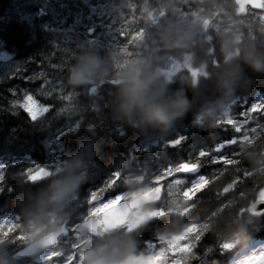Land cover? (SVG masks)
<instances>
[{
	"label": "clouds",
	"instance_id": "1",
	"mask_svg": "<svg viewBox=\"0 0 264 264\" xmlns=\"http://www.w3.org/2000/svg\"><path fill=\"white\" fill-rule=\"evenodd\" d=\"M237 7V0H106L117 29L125 36L141 29L143 34L131 43L88 41L72 51L62 88L71 96L86 94V103L68 113L80 118L78 126L84 121L81 138L39 181L14 175V228L8 235L0 232V264H57L51 258L68 251L65 228L81 221L87 186L113 173H120L122 202L102 215L116 220L94 232L85 226L72 233L74 264H194L211 250L194 251L191 245L196 234L205 233L226 250L247 252L248 229L264 203V130L236 143L238 157L231 165L247 177L239 195L231 191L233 178L232 187H223L226 195L207 209L195 195L168 190L162 198L161 188L146 199L151 173L129 171L122 158L105 161L100 155L106 140L127 133L146 148L162 149L188 115L192 127L210 135L224 124L235 102L264 78V23L255 19L260 13L240 16ZM241 264H264V251Z\"/></svg>",
	"mask_w": 264,
	"mask_h": 264
},
{
	"label": "trees",
	"instance_id": "2",
	"mask_svg": "<svg viewBox=\"0 0 264 264\" xmlns=\"http://www.w3.org/2000/svg\"><path fill=\"white\" fill-rule=\"evenodd\" d=\"M9 0H0V72L3 71L4 61L18 59L23 61L24 68L17 70L0 80V160L6 168L4 169L5 183L7 186L14 185V175L17 172H24V163L17 161L24 160V155H28L29 160L38 163L49 164L64 154L74 151L82 133L84 121L77 125L79 117L69 116L68 113L78 105L86 103V94L78 90L70 100L62 101L44 100L37 96V89L40 87L39 79H31L28 73L34 75L39 73H58L64 75L66 65L70 62L71 53L77 47L59 39L55 33L46 28L44 22L39 18H33V22L21 21L15 14L3 12ZM9 6V5H8ZM36 17V16H35ZM56 65L57 67H54ZM62 74V75H61ZM254 91H261L264 95V78H257ZM65 95H69V90L64 89ZM32 95L33 100L41 106L48 107L43 115L36 120L30 119V113L24 109L23 105L29 103L25 97ZM64 108L65 112L60 113L59 109ZM255 119L248 120L246 125L255 126L257 133L262 130L257 125H264V117L257 113H250ZM244 121L245 117L236 114V120ZM191 115L178 125L177 135L186 136V140L181 144L171 147L168 144L162 149L146 148L139 146V139L131 133H127L121 138H109L101 145L100 155L105 161L115 158H122L127 169L132 172L147 170L151 173V179L158 172L168 166H176L182 162H193L201 151H212L213 147L227 139L238 135L235 130L227 125L222 126L213 134L203 130H198L190 125ZM74 131H70V129ZM118 135V133H115ZM110 137L113 133H107ZM222 154L229 155L230 158L238 157L237 145L229 147ZM201 173L206 177L215 178L212 182L196 193L193 199L200 198L202 209L211 208L218 203L217 197L226 195L223 187H227L233 178L237 179V185L231 191L239 195L240 182L247 177L243 173H235L233 165L218 163L212 165L208 158H201ZM107 176H99L93 183L87 186L89 190H95L103 186V181ZM150 179V180H151ZM122 193L120 180L114 182L113 187L105 189L98 194V198H106L114 194ZM168 191H165L166 197ZM227 201L220 203L221 208ZM11 215L12 208L10 195L0 193V215ZM196 214V213H193ZM249 241L264 237V216L255 219L248 229ZM144 239H148L149 234H143ZM249 242V243H250ZM194 251H202L203 248L211 247L209 252H201L199 259H206L208 264H220L227 258L226 254H221V247L214 242L209 233L201 235L200 240H195ZM194 262V263H196Z\"/></svg>",
	"mask_w": 264,
	"mask_h": 264
},
{
	"label": "snow or ice",
	"instance_id": "3",
	"mask_svg": "<svg viewBox=\"0 0 264 264\" xmlns=\"http://www.w3.org/2000/svg\"><path fill=\"white\" fill-rule=\"evenodd\" d=\"M237 3L239 7H237L236 12L240 16H248L249 10L253 14L260 13V15L256 16L255 19H258L261 23H264V0H237ZM247 5V6H246ZM250 6V7H249ZM254 10H259L254 11ZM163 11H160L159 15H163ZM183 15H188V12H183ZM193 16L196 15L195 12L191 13ZM219 13H213V15H218ZM151 15V13L149 14ZM207 23V21H205ZM116 32H118L121 36H125L123 32L119 29H116ZM143 34V29H141L139 32H134L130 35V38L127 40L129 43L136 40L139 36ZM115 39V37H113ZM54 67H57L54 65ZM17 72H19V69H17ZM43 73L34 74L31 79L35 80L39 78L40 76H43ZM47 86V88H45ZM57 89V85L55 83L50 82L47 78L44 79L43 83L41 84L40 91L44 95H52V93ZM72 97L71 95H64L62 96L63 100H70ZM25 99L29 102L23 105L24 109L27 110L30 113V119L36 120L38 116L43 115L46 111H48V107L41 106L39 107V110H35V101L33 100L32 95H26ZM238 101L235 102L237 104ZM244 103H248L249 107L246 111L240 113L242 116L245 117L244 121H236L234 120L230 114L226 113V119L224 121V124H230L231 127L235 130V132L239 133L241 132V124L247 123L248 120H253L255 117L250 115V113L255 112L257 115H261L264 117V95H261L259 97H253L252 100L249 102L248 100H245ZM261 129H264V125H257ZM257 131L256 128H252L251 132L255 133ZM249 132L248 129L244 130V134L240 139H248L247 133ZM186 140V136L184 135H177L173 140H170L168 142L169 146H177L181 144L183 141ZM236 139H227L224 141V144L220 145L213 151L215 153H219L222 148H224L226 145L230 144H236ZM208 158V162L212 165L223 163L224 165H231L235 163V160L233 158H230L229 155H210L209 152L201 151L198 153L196 159L193 162H184L180 163L176 166H168L164 168L162 172H158L155 175V183H151L146 187L144 191L145 198H149L153 190L157 194H159L160 186L159 182L165 177H172L171 181L168 183V190L171 194L172 192L180 193L182 192L185 196H193L196 193L200 192L201 189L205 188V186L209 185L212 180L215 178V174L212 177H201L197 183H195L193 186L189 188L182 187L181 181L176 179L175 174L177 173H185L190 170H194L200 167L201 162L203 161L201 158ZM50 168L47 166H41L36 165L35 167H28L26 171L23 172L25 178L29 182H37L39 181L43 176H47L49 174ZM247 175V173H245ZM120 177V173H113L110 176H107V178L103 181L102 187H97L95 190H89L85 194V207L83 209V216L81 217V221L79 223L70 224L65 228V231L67 232V240L68 243L71 242V249H74L76 247V241L71 239L72 233L77 232L78 230L82 229L83 227L87 226L89 227L93 232L96 231L97 226L103 224L105 227L109 226L108 221L116 220V217L109 214L107 217L102 215L103 213H106L108 209H114L117 205L118 201L122 200L121 195H116L114 199H108V201L105 203L103 200L98 198V194H101L104 192L105 189L111 188L114 185V182L118 181ZM5 174L3 171V168H0V193H7L11 194L12 187L7 186L5 183ZM228 187H232V185H228ZM152 199H155V196H151ZM96 217H100L99 219H94ZM14 228V218L9 216V218L3 219L2 222H0V232H2L4 235H8ZM103 230V229H101ZM194 231V230H193ZM18 238V237H17ZM201 235L196 234L195 240H200ZM192 247H195V244L192 243ZM147 247L152 248L153 242L148 240L147 241ZM223 249L227 248V245H220ZM71 253V254H70ZM22 255V253H21ZM52 260H56L57 264H74V252L73 251H67L65 253L58 254L57 256H53L51 258ZM172 264H178V261L174 260L172 261Z\"/></svg>",
	"mask_w": 264,
	"mask_h": 264
},
{
	"label": "rangeland",
	"instance_id": "4",
	"mask_svg": "<svg viewBox=\"0 0 264 264\" xmlns=\"http://www.w3.org/2000/svg\"><path fill=\"white\" fill-rule=\"evenodd\" d=\"M8 5L3 12L7 10L20 17H25L19 18L28 22H33V18H29L28 9L37 8L38 6L45 8L50 18L45 15L44 24L49 29L57 32L61 36L59 39L71 40L78 45L88 41H95L99 45H112L124 42L130 38V36H121L116 32L119 22H114L112 17L106 12V0H9ZM7 61L10 64L7 69L0 72V78L12 73L18 67L19 62ZM43 74L38 79L43 83L44 79L47 78L50 82L57 85V89L50 96L44 95L40 91L39 97H44L45 100L65 103L66 100L62 99V96L65 95L62 88L64 75L60 76L58 73L53 75L49 73ZM1 167L2 165L0 164ZM260 251H264V241L253 244L247 252L240 254L233 264H241L246 256Z\"/></svg>",
	"mask_w": 264,
	"mask_h": 264
},
{
	"label": "bare ground",
	"instance_id": "5",
	"mask_svg": "<svg viewBox=\"0 0 264 264\" xmlns=\"http://www.w3.org/2000/svg\"><path fill=\"white\" fill-rule=\"evenodd\" d=\"M19 18V17H18ZM20 19V18H19ZM21 21H25V20H22V19H20ZM7 60H12L13 62L14 61H16V62H20V60H18V59H10V58H8ZM4 77H6V76H2L1 78H4ZM1 78H0V80H1ZM40 98H42V99H44V97H40ZM45 100V99H44ZM1 164V163H0ZM2 165V167L1 168H3V171H4V169L6 168L3 164H1ZM206 177V176H205Z\"/></svg>",
	"mask_w": 264,
	"mask_h": 264
},
{
	"label": "water",
	"instance_id": "6",
	"mask_svg": "<svg viewBox=\"0 0 264 264\" xmlns=\"http://www.w3.org/2000/svg\"><path fill=\"white\" fill-rule=\"evenodd\" d=\"M257 212L259 214L263 213L264 212V203H260L258 206H257Z\"/></svg>",
	"mask_w": 264,
	"mask_h": 264
}]
</instances>
